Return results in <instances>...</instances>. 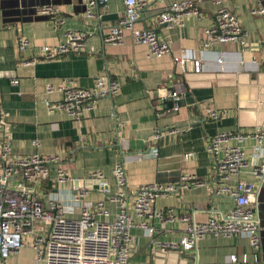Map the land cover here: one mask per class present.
<instances>
[{
    "label": "crops",
    "instance_id": "0c3cea01",
    "mask_svg": "<svg viewBox=\"0 0 264 264\" xmlns=\"http://www.w3.org/2000/svg\"><path fill=\"white\" fill-rule=\"evenodd\" d=\"M87 1L0 0V109L5 113L12 152L59 155L42 185L43 194L55 195L70 203L83 180L88 191L86 199L103 201L109 212L106 219L112 220L119 210L118 202L108 198L118 190L112 173L116 162L125 164V198L132 197L141 184L173 181L180 173H193L210 183L213 169L212 157L206 150L209 138L220 132H249L258 125L264 127V50L256 45L264 39V22L250 14V8L264 5V0L223 1L236 13L241 27L248 33L246 49L236 41L203 48L204 31L213 24L217 7L211 0H195L202 16H187L181 26L170 29L157 25L155 17L171 0H151L139 9L134 27H151L168 41L170 51L162 56H151L145 45L134 44L128 30L123 32L121 43L104 42L109 28L123 13L124 0L96 4L91 8L92 17L86 14ZM47 5L54 6L64 18L62 25L55 27L50 15L37 11ZM67 30L85 33L83 52L22 64L37 56L40 46L58 43ZM19 35L30 40V46L21 51L16 43ZM183 52L201 61L199 72L189 65L184 70L178 68L174 57ZM219 56L221 62L217 61ZM102 74L113 78L118 90L113 96L100 99L80 118H72L64 111L47 110L46 101L61 98L57 87L66 78L88 88ZM13 80L17 83H12ZM178 81L186 87L178 110L173 111V102L169 100L159 108L156 86L168 87ZM47 85H52V90L47 91ZM207 107L223 110L226 115L211 120L205 116ZM173 127L179 131L164 132L156 141L151 140L156 130ZM32 140H37L38 146ZM252 143L246 140L243 144L248 164L236 178L254 182ZM58 167L66 170L70 179L58 180ZM94 171H100L103 177H90ZM87 179L92 181L87 184ZM256 190L255 205L260 222L256 262L253 261L255 250L245 236L205 235L193 250L159 249L157 242L181 238L184 225L179 217L183 214L205 221L230 208L231 197L213 196L210 186L202 185L156 200L155 209L172 211L175 218L163 226L154 218L147 219L156 229L153 237L139 227L131 228L136 252L128 264H233L229 261L233 254L240 264L243 255L248 257V264H264V181L257 183ZM70 215L76 217L78 209ZM5 264L45 262L37 258L27 238L25 245L10 255Z\"/></svg>",
    "mask_w": 264,
    "mask_h": 264
},
{
    "label": "built area",
    "instance_id": "2783aa9c",
    "mask_svg": "<svg viewBox=\"0 0 264 264\" xmlns=\"http://www.w3.org/2000/svg\"><path fill=\"white\" fill-rule=\"evenodd\" d=\"M151 0H124V10L115 25L111 26L104 36V42L119 44L123 40V32L128 30L134 44H143L151 56H162L170 51L168 41L151 27L135 28L139 19V9ZM162 1V0H159ZM217 7L213 24L204 33L203 48L215 43L236 41L243 49L248 48V33L240 25L238 17L224 0H211ZM106 0H88L87 16L92 17L93 6L105 3ZM39 13L48 14L58 27L64 18L52 5L42 6ZM202 11L195 0H171L155 17L159 26L170 29L181 26L187 16L201 17ZM250 14L260 17L264 22V5H254ZM18 49L30 46V40L19 35L16 39ZM85 33L67 30L62 39L53 45H42L38 55L25 60L22 64L51 61L66 54L84 51ZM257 47L264 50V39L257 41ZM178 68L184 70L187 65L195 71L202 69L201 61L183 52L174 57ZM221 62L222 58L217 57ZM12 83H17L13 80ZM170 89H169V88ZM159 84L155 88L159 108L166 101H172L173 111L178 110L181 94L186 90L183 82L178 81L171 86ZM47 85L46 90H52ZM61 98L57 101H46L48 111H64L70 117L78 119L83 112L92 109L102 98L113 96L118 84L108 74L95 77L93 84L86 88L79 86L75 80L66 78L57 87ZM223 110L207 107L205 116L218 120L225 116ZM5 113L0 109V264L25 245L26 239L36 250L38 259L45 264H128L136 252V244L130 233L131 228L139 227L146 235L153 237L156 229L149 225L147 219H156L163 226L172 221L175 214L171 211L155 209L157 199L176 194L185 188L210 186L213 196L228 195L232 199L229 209L221 215H211L205 221H196L183 214V235L178 241H159L160 250H193L198 240L205 235L212 236H245L255 250L254 262L258 260L257 251L260 246L259 221L256 211L257 183L264 179V127L256 126L249 132L227 131L210 137L206 150L212 157L213 177L210 183L193 173H180L173 181H152L139 185L132 197L126 195V169L123 161H118L112 168L118 190L108 198L119 204V210L112 220L103 201L91 202L86 199L87 188L80 180V190L71 196L70 203L55 195L43 194L42 185L48 179L50 167L58 159L57 154H15L12 152ZM177 127L155 131L150 137L156 141L164 132L176 133ZM246 140H252L251 160L254 182L237 179L241 169L248 164V153L244 147ZM32 144L38 146L37 140ZM151 151L156 154V149ZM58 180H68V172L57 168ZM90 177H103L100 171L90 173ZM78 209L76 217L71 216ZM100 217V218H99ZM229 261L240 264L236 255ZM242 264H248L246 255L242 256ZM151 264V263H144Z\"/></svg>",
    "mask_w": 264,
    "mask_h": 264
},
{
    "label": "water",
    "instance_id": "95a60500",
    "mask_svg": "<svg viewBox=\"0 0 264 264\" xmlns=\"http://www.w3.org/2000/svg\"><path fill=\"white\" fill-rule=\"evenodd\" d=\"M91 181H92V179H87V180H86L87 184H88L89 182H91ZM158 181H160V180H158ZM263 181H264V179L262 180V182H263ZM262 182H261V183H262ZM257 218H258V220H259L258 215H257ZM259 226H260V222H259ZM259 237H260V236H259ZM259 239H260V238H259Z\"/></svg>",
    "mask_w": 264,
    "mask_h": 264
}]
</instances>
